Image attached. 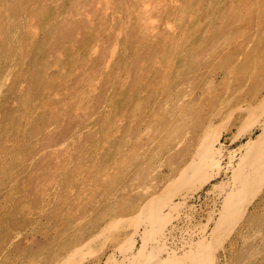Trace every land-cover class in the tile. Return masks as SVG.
Wrapping results in <instances>:
<instances>
[{
    "label": "rangeland",
    "instance_id": "374dc122",
    "mask_svg": "<svg viewBox=\"0 0 264 264\" xmlns=\"http://www.w3.org/2000/svg\"><path fill=\"white\" fill-rule=\"evenodd\" d=\"M7 1L8 4L6 3ZM3 2H5V6ZM14 2L20 4V6L15 4ZM31 2H34V4H32ZM28 3L29 4L27 5L26 0H16L13 1V3L12 0H2V2L0 1V56L2 57H0V65H2L0 66V116L2 117H0V162L1 166L3 167H0V264H55L60 260L61 264H264V103L262 104L264 98L263 100L261 99L262 97H264V37H262L264 36V24H262L264 22V0H38V2L36 0H31ZM52 3H58L59 5L56 4L57 6H53ZM250 3H253L252 6ZM10 4V7L7 6ZM119 4L121 5L119 6ZM15 5L17 6L14 7V10L12 11V6ZM62 5H64V7ZM54 7L56 11L54 10L53 12ZM185 7L187 8L186 10ZM22 8H25L26 12L24 11V9L21 10L24 12H21L20 9ZM30 8H32V10ZM36 8L38 11L36 10ZM15 9L17 11H15ZM5 10L7 11V13L9 12L10 14H12V16L9 15V21L1 17L2 13ZM48 11L49 14H44L48 13ZM30 12H33L34 15L32 14V16ZM37 12L40 13L38 14ZM53 14L55 15V18ZM14 15L19 19H16ZM167 16H169L168 19ZM141 17L148 19L150 22L149 25L142 24L140 21ZM182 19L184 20L182 21ZM14 22L16 24H13ZM178 22H180L181 24ZM231 24L233 25L231 26ZM32 25H37L39 31L35 32ZM179 25L180 27H178ZM234 25L236 28H234ZM198 27L199 29H197ZM25 28H28L26 30L27 32L25 31ZM31 28H33V30H31ZM126 28L128 30H126ZM172 28L174 30H172ZM200 28L204 31H201ZM11 29H18L19 32L17 30H14V32ZM54 29L57 32H55ZM62 29H65V31L67 30L66 33L68 35ZM182 31L185 32L186 35ZM236 32H238L239 34H237ZM10 33L12 35H10ZM29 33L32 34L29 35ZM57 33L58 35H56ZM91 33L93 35H91ZM6 34L8 35V37ZM166 34H168L167 37ZM170 34H172L174 37ZM21 35L22 38L24 36L23 39L20 38ZM29 36L31 37L29 38ZM170 36H172V38ZM36 37L39 39H37ZM89 37H91L90 41ZM180 37H182V39ZM27 38L30 42L28 44ZM166 38H168L171 43H169L168 40H165ZM16 39L18 41L20 40L22 43H20V41L18 42ZM178 39H181V42L179 41L180 44L178 43V41H176ZM33 40L36 41V43H34V45H36L35 47L33 45ZM192 40L196 42L199 40V42L196 43ZM256 40L258 41L256 42ZM163 41H165L164 44ZM2 43L4 44L1 45ZM41 43L42 46L40 45ZM55 43L57 46L55 45ZM149 43L151 47L149 48L151 50L147 48ZM192 43H196V45L194 46ZM258 43L260 45H258ZM14 45H16V47ZM19 45L21 47V54ZM27 45L29 48L27 47ZM162 45H165V47L163 48ZM177 45H179V47ZM253 45H256L257 47ZM2 46L4 48H2ZM65 46H69L68 48L70 50L67 47L65 48ZM189 46L192 47L189 48ZM152 47L154 48V50ZM163 49H165V52ZM37 50H39V52ZM43 50H45V52ZM91 50H93V52L95 53H93ZM176 50L178 51L176 52ZM41 51L43 52L40 53ZM15 53L18 54L16 55ZM235 53L236 55H234ZM171 54H173L175 57ZM4 55L5 57H3ZM163 55H166V57L163 58ZM20 56H22L23 58ZM95 56H98L97 59L94 58ZM206 56H208L209 58ZM147 58L151 59L148 60ZM5 59H8V62ZM130 59L132 60L131 62ZM189 59L191 60V64H189ZM16 60H18V64ZM21 60L22 62H24L25 66H27V63H29L28 66L25 67L24 64H22ZM176 60L178 62H176ZM165 61H171V65H173L171 66L169 64L168 67L167 64L169 62H167L166 64ZM37 62L38 65L36 64ZM163 62L166 65L163 64ZM161 64H163L164 66ZM143 65L146 67V69ZM5 66L6 70H3L5 69ZM20 66L21 68L24 66L22 68V72ZM165 66L168 70L166 68L164 69ZM17 67L19 68L17 69ZM147 67H149L150 69ZM9 68H11V70H9ZM24 68L31 69H28V72L27 69L25 70ZM16 69L17 71H15ZM106 69L108 72H110L111 75L108 74ZM153 69L155 70L153 71ZM171 69L174 70L172 71ZM162 70L164 72H162ZM165 70L171 72V74L169 72H166ZM185 70L187 71L185 72ZM220 70H223L224 72ZM5 71L9 74V76L7 77L9 80L10 75L11 78H13L11 79L12 82L2 76V74L4 75V73H6ZM16 72L20 74L18 75ZM30 72L32 75L30 74ZM229 72L231 73V75H233L231 76L230 74H228ZM82 73L84 75H82ZM148 73H152V75ZM163 73L165 76L163 75ZM142 74L145 75V77ZM167 74L169 77L166 76ZM172 74H174L176 78ZM150 75L152 76V78ZM161 75L163 76V78L160 77ZM14 76H17V79L14 78ZM21 76L22 79H20ZM164 77H168V79L166 78L165 80ZM230 77L231 79L229 80L228 78ZM84 78L88 79V83H90V85H85L87 87L82 90L81 88ZM108 79L111 83L107 82ZM149 79L152 80V82ZM22 80L25 81L23 82ZM15 81H17L18 84ZM31 81H33L34 83H31ZM156 81L158 84L156 83ZM158 81L160 82L161 86L159 85ZM161 82L165 83L163 84ZM9 83L14 88L11 89L12 86H10ZM38 83L39 85H37ZM41 83L46 88L48 86L49 89H44ZM15 84L17 85L15 86ZM136 84L138 86H136ZM200 86L201 88H199ZM26 87H28L29 89H26ZM7 88L8 90H6ZM188 88L191 90V95L187 96L186 100L184 99V103L180 102L182 104H176L175 101L177 100V98H179L177 97V95H183L185 93V90H187ZM21 89L27 92H22ZM144 89L146 90L145 92ZM1 90L4 91V93L1 92ZM39 90H41V92L45 94L42 95ZM10 91H12L13 93ZM82 91L86 93L85 95L87 98L82 97ZM114 91H118V95ZM135 91L137 92V94ZM20 92L22 93L19 95ZM57 92H60V94L63 95L60 96V94H57ZM76 92L78 93L77 95ZM138 92H142L143 94H140ZM1 93L2 95L5 94V97L1 96ZM172 93H174V96L172 95ZM225 93L227 94L225 95ZM40 95H42L43 97H40ZM61 97L62 99H60ZM44 98H46V101ZM54 98H57L58 101H56L57 99L54 100ZM113 98L115 99V102L114 100H112ZM19 99L24 100H22L21 102L23 104L26 103L25 106H21V102ZM48 99L49 101L47 102ZM166 99L168 102L167 104H165ZM38 100L41 101L40 103H42V101H44L46 104L48 103L47 106L43 102L44 106L42 105L41 108V105L39 103H36L39 102ZM227 100L229 101L226 104L225 101ZM260 100L261 102H259ZM210 101L212 103H210ZM147 103H149L150 106H147ZM32 104L34 105L33 108L37 106V108L39 107L40 109H33ZM204 105L207 106L206 109V106ZM27 106H29L31 109H28ZM140 106L142 107L140 108ZM145 106L148 108H146ZM180 106L182 107L180 108ZM149 107H151L152 109ZM219 107H221L223 111ZM144 109H147V112L145 111V116L147 118L143 114ZM171 109H173L174 111ZM39 110L41 112L40 114L38 113ZM160 110L162 113H166L167 111V114L160 113ZM209 110L211 112H209ZM6 112L8 114H6ZM34 112L38 113L36 114V116L38 115L37 117H34ZM221 112L226 116L224 114L222 116ZM94 113L96 115H94ZM159 113L162 114L163 117L162 115L160 116ZM19 114H22L23 118L20 117ZM28 114H31V116L26 120V118L29 116ZM100 114L104 116L103 121L101 120L103 117ZM184 114H186V116ZM217 114H219L218 117ZM15 115L18 117H16ZM208 115L210 116V118ZM90 116L92 120H90ZM159 116L161 117V119H158ZM108 117L112 118L114 122L115 119H117L115 125H113L114 122ZM24 118L25 120H23ZM87 118H89L88 121ZM181 118L182 121H180ZM226 118L230 120H227ZM21 119L22 121H20ZM134 119H136V122ZM162 119L163 121H161ZM130 120H133L131 121L132 124ZM6 121L8 122L6 123ZM15 121L19 123L17 124L19 126L18 128L17 125L16 128H11V133L10 127H15ZM22 122L25 124L23 125ZM152 123L157 124L156 127H158L156 128V131L152 130L155 128L154 124ZM159 123L160 125H162L163 123L164 124L160 126ZM224 123H227L226 127ZM31 125L34 126L32 127ZM111 125H113L114 127ZM129 125L132 126L131 129L130 127H128ZM41 126L43 127L41 128ZM148 126L150 128H148ZM177 126L180 130L176 129L178 128ZM136 127L139 130H135ZM99 128H101L102 132L106 131L104 135ZM110 128L112 129V131L110 130ZM140 128H142L143 130H141ZM23 129L25 130V132H23ZM145 129H149L150 131H152L151 133L153 136L151 139V143H153L152 145L151 143H149V146L151 147H149L148 145L145 146V143L143 142L144 140H138L141 139L139 135H141ZM13 131L15 133H13ZM31 131L33 132V134L31 133ZM160 131H163V133H161ZM188 131L191 134H188ZM243 131L246 132L244 133ZM100 132L102 133L101 136L99 134ZM108 132L109 135L112 133L114 135H110L109 137V135L107 134ZM181 133L184 138H187V140H185L183 144H180V147V145L177 144V141L179 139V136L180 138L182 137L180 135ZM184 133L187 134L188 137L184 135ZM197 133L198 135H196ZM207 133L212 134V136L210 134L209 135L211 137H214L213 146L216 153H220L221 167L218 172H216L209 178V181L205 185H203L196 192L192 194L190 193L191 196L187 198H181L179 197V194L181 192H186L185 190H188L189 188H195L194 186L197 187L198 183L205 179H203V177L206 176L201 175H203L207 171V169H205L207 168V166L203 168L204 170L200 171L201 174L198 172V175L195 171H191L190 168L187 169L189 176L192 174V176H190V181L186 182L187 184L184 183L182 185H178L173 183L169 187L165 186V184H168V182L173 181L175 178L177 179L176 176H178L177 174H179L178 170L180 169L179 171H181V169L185 168L187 164H189V162L192 160V158L197 155V147H199L202 138H204ZM219 133H221V135L218 138L217 136ZM116 134L120 137H118ZM165 134L167 138L164 137ZM171 134L173 136L176 135V138L172 137ZM168 135L169 137H171L169 138ZM235 135H238L237 138L234 137ZM104 136H106L107 138H104ZM129 136L131 139L129 138ZM210 136H207L208 139L211 138ZM154 137L155 139H157L156 141L154 140ZM50 138H52L56 143L60 142L61 145L63 144V147H61V149L63 148V150L57 152L55 151L54 153L49 151L48 147L50 145ZM96 138H99V141L98 139L96 140ZM69 139L72 140L69 142ZM105 139L109 140L104 141ZM193 139L196 140L194 141ZM158 140L161 141H159L158 143ZM8 141H10L11 143ZM90 141L93 146L91 144L90 145L92 147H95V149L89 145ZM94 142H96L98 145L96 144L95 146ZM3 143L5 144V146ZM71 143L73 148L70 147ZM177 145L179 146V148ZM118 146H122L123 148L120 147V149L123 150H120ZM136 146H140V148H135ZM4 147L7 148V151H5L6 149ZM12 147H15V149H13ZM111 147L113 150L110 149ZM189 147L191 149H189ZM8 148L10 150H13L12 152H14L16 155L13 153L10 154L9 152L11 151L8 150ZM98 148L100 150H98ZM152 150H155V152L153 153ZM156 150L159 154H161L159 155L158 153H156ZM159 150H161V152ZM3 151L6 152L8 156L7 154L4 155ZM99 151H101V153ZM119 151H123V153ZM126 152L130 154H128L130 158L127 157L128 155H126ZM99 153L103 154L101 156L99 155L100 158L103 156L102 159H99ZM132 153L135 157L132 155ZM173 153L176 155L174 156ZM143 154L145 155V158ZM257 154L259 157L257 156ZM9 155H12V157ZM138 155H141V158H139ZM151 155L153 158L156 155L158 156H156L157 158L155 157L156 159H153ZM181 155L183 156V158ZM117 156L121 158L119 159ZM56 157L58 160H63V165L66 168L57 167V161H55ZM250 157L252 158L250 159ZM7 159V163H9V165L5 164V161H7ZM116 159L118 161H116ZM132 159L133 161H131ZM169 159H171L172 161H170ZM3 160L4 162H2ZM160 161L163 162L161 163ZM254 161L255 164H260V168L257 172H255L253 169V165H255ZM106 162L108 163L106 164ZM113 162L114 164L115 162L117 163L113 165ZM155 162L161 164L156 165ZM185 162L188 163L186 164ZM4 164L7 168L3 166ZM40 164L44 165V170H42V172L39 171ZM96 164L97 168L95 166ZM108 164L111 166H109ZM126 164L127 166L129 164L132 165L128 166V169H126ZM153 164L156 166H154ZM245 164H248V167ZM103 165H106V168ZM107 165L109 167H107ZM112 165L114 166V168H112ZM135 165H138V168L141 167V170H146L148 168L149 169L146 171H141L140 169H138L140 171L136 172L135 170H137V167H135V169ZM143 165H145L144 168ZM118 167H120L121 171L120 169H118ZM131 167L133 168V170ZM107 168L108 171L111 169L112 172L111 170L108 172ZM99 169L102 170L101 175L99 174L101 172H99ZM129 169L131 170V172ZM251 169H253L252 172ZM2 170L4 171V173ZM64 170L65 172H63ZM115 170H117V173ZM126 170L127 172H129L126 173L128 175L125 174ZM85 171H87V173ZM105 172L107 174H105ZM64 173H66V176L64 175ZM156 174H159V176L156 177ZM193 174H195V176ZM244 174L247 175V179L244 178ZM63 175L64 177H62ZM243 175L244 177H242ZM96 176L98 177V179ZM108 176L109 178H107ZM83 177H88V180L84 179ZM121 177L123 179H120ZM141 177L144 178L142 179ZM196 177V180H202L196 181ZM154 178L155 180L158 179V182L154 181ZM240 178L242 180L246 179V185H244L242 189H236L237 191L231 195L234 188L241 184ZM25 180L26 183L24 185ZM80 180H82V182ZM100 180L102 183L100 182ZM108 182L112 183L109 184ZM79 183L84 184L82 185ZM97 183H99V185ZM119 183L120 185L117 186V184ZM95 184H97V186ZM140 184L152 185L151 189L155 185L153 189H158L159 192H162L160 197L150 201L148 199L146 203L143 201H141L140 203V199H145L144 194L135 192V188ZM102 185L105 186V188L102 187ZM129 185L130 188H128ZM190 185H192V187ZM158 186L160 187L158 188ZM110 189L112 191H110ZM86 190H88V194ZM133 191L135 193H133ZM81 193L83 196H85L84 198ZM85 193L87 194V196ZM105 193H107L106 196ZM122 195H125L124 197L126 199ZM129 195L136 197L134 199ZM120 196L123 197L124 201L122 199H119L121 198ZM110 197L111 200L109 199ZM168 197H170V199L172 200L165 203ZM113 199L118 201L116 202ZM104 200L108 202L107 206L110 205L112 208L113 205L117 203L116 205L118 207L114 206L115 209L114 207L111 209L109 206L108 208ZM119 200L121 202H119ZM127 200H129L130 202ZM133 202H135L136 205ZM137 202L140 204L138 205ZM99 203H101V205ZM120 203L122 204L118 205ZM188 204L192 208H190ZM131 205H133L134 208ZM119 206L121 207V209ZM117 209L120 210V212H118ZM102 210L104 211V214L106 213L109 217H111L109 218L106 214L105 216L107 217L101 215L103 214ZM127 210H130V212H132V215H129L131 213ZM180 210L182 212H180ZM20 211L21 213L19 214ZM114 211H117L118 213H115ZM112 213H115L116 215H113ZM88 214L89 216H92L89 217L87 216ZM121 215L129 216L128 218L124 219L123 222L112 221L113 219L111 218H116ZM101 216H103L104 218ZM100 217L101 219H99ZM107 218L111 219L110 223H108L109 220ZM233 218H235L238 222ZM69 220H72L71 223ZM95 220L97 223L95 222ZM100 221H102V225L100 224ZM104 222L106 224H104ZM65 224L68 225V227ZM91 225L93 226V228L97 226L96 229H92V227H90ZM103 225L105 228L103 227ZM107 225H110L111 229L109 228L110 226L108 227ZM118 225L119 228H117ZM70 226L71 230L69 229ZM100 227L103 228L106 232H104ZM168 227H174L172 228V235H170V237L172 238H169L170 241H162L160 242V245L157 244L155 247L151 248H149V246L147 247V245H144L145 241L156 242V240H160L164 230ZM84 228H88L86 229L88 232ZM127 228L137 229L133 238L129 236L127 237ZM89 230L91 232H89ZM110 230H114L115 233L113 231L110 234ZM99 231H103L105 234L103 232L98 233ZM93 234H95L96 236H94ZM87 235H91L93 238H95L91 240L92 237H87ZM3 239H5L6 241ZM87 241L90 243H87ZM113 242H116L117 245ZM81 244H84V247L81 246V250H72L74 247ZM42 245L45 246L42 247ZM118 247L122 248L123 251L119 250ZM8 261L10 263H8Z\"/></svg>",
    "mask_w": 264,
    "mask_h": 264
},
{
    "label": "bare ground",
    "instance_id": "6f19581e",
    "mask_svg": "<svg viewBox=\"0 0 264 264\" xmlns=\"http://www.w3.org/2000/svg\"><path fill=\"white\" fill-rule=\"evenodd\" d=\"M0 1L2 2V0H0ZM3 1H6V0H3ZM13 1H16V0H12V3H13ZM18 1H19V0H18ZM20 1H21V0H20ZM22 1H23V0H22ZM24 1H25V0H24ZM29 1H31V0H29ZM29 1L26 0L27 5L29 4V3H28ZM33 1H34V0H33ZM36 1L38 2V0H36ZM41 1H42V0H41ZM61 1H62V0H61ZM118 1H119V0H118ZM122 1H123V0H122ZM125 1H126V0H125ZM175 1H176V0H175ZM198 1H199V0H198ZM173 2H174V1H173ZM193 2H194V1H193ZM252 2H253V1H252ZM3 3H4V6H5V2H3ZM6 3L8 4V1H7ZM14 3H15V2H14ZM20 3H21V2H20ZM31 3H32V2H31ZM63 3H64V2H63ZM63 3H62V4H63ZM115 3H116V2H115ZM119 3H120V2H119ZM256 3H257V2H256ZM15 4H17V3H15ZM32 4H34V2H33ZM50 4H51V3H50ZM50 4H49V5H50ZM52 4H53V3H52ZM56 4L59 5L58 3H56ZM56 4H53V6H55ZM250 4H251V3H250ZM252 4H253V3H252ZM252 4H251V6H252ZM0 5H1V4H0ZM17 5L20 6V4H17ZM17 5L12 6V8H13L12 11L14 10V7H16ZM21 5H22V4H21ZM39 5H40V4H39ZM42 5H43V4H42ZM57 5H56V6H57ZM116 5H117V4H116ZM120 5H121V4H119V6H120ZM152 5H153V4H152ZM7 6L10 7L11 4H10V5H7ZM53 6H52V7H53ZM62 6L64 7V5H62ZM62 6H60V7H62ZM168 6H169V5H168ZM195 6H196V5H195ZM251 6H250V8H251ZM25 7H26V6H25ZM32 7H33V6H32ZM36 7H37V6H36ZM171 7H172V6H171ZM193 7H194V6H193ZM198 7H199V6H198ZM248 7H249V6H248ZM2 8H4V7H2ZM26 8H27V7H26ZM74 8H75V7H74ZM168 8H169V7H168ZM195 8H197V7H195ZM10 9H11V8H10ZM23 9H24V11H25V8L20 9V11L23 10ZM30 9L32 10V8H30ZM67 9H68V8H67ZM67 9H65V10H67ZM173 9H174V8H173ZM186 9H187V8L185 7V10H186ZM252 9H253V8H252ZM0 10H1V9H0ZM3 10H4V9H3ZM6 10H7V9H6ZM6 10L2 13L1 17H2L3 19H6L7 21H9V19H10V16H9V15L12 16V14H10L9 12H8V13H9V14H8ZM36 10H37V8H36ZM54 10L56 11L55 7H54V9H53V12H54ZM72 10H73V9H72ZM15 11H17V10L15 9ZM24 11H21V12H24ZM37 11H38V10H37ZM45 11H46V10H45ZM247 11H249V10H247ZM250 11H251V9H250ZM256 11H257V10H256ZM25 12H26V11H25ZM27 12H28V10H27ZM46 12H47V11H46ZM58 12H59V11H58ZM58 12H56V13H58ZM61 12H62V11H61ZM252 12H253V11H252ZM16 13H17V12H16ZM37 13H38V12H37ZM37 13H36V16H37ZM39 13H40V12H39ZM39 13H38V14H39ZM166 13H167V12H166ZM0 14H1V13H0ZM28 14H29V13H28ZM28 14H27V15H28ZM30 14L32 15L33 12H32V13L30 12ZM41 14H42V13H41ZM44 14H49V11H48V13H44ZM63 14H64V13H63ZM185 14H186V12H185ZM33 15H34V14H33ZM33 15H32V16H33ZM53 15H54V14H53ZM94 15H95V14H94ZM174 15H175V14H174ZM21 16H22V14H21ZM21 16H20V17H21ZM28 16H29V15H28ZM39 16H40V15H39ZM47 16H48V15H47ZM51 16H52V15H51ZM51 16H50V17H51ZM60 16H61V15H60ZM60 16H58V17H60ZM181 16H182V15H181ZM183 16H184V15H183ZM190 16H191V14H190ZM190 16H189V17H190ZM14 17H15V15H14ZM18 17H19V16H18ZM24 17H25V14H24ZM24 17H23V18H24ZM40 17H41V16H40ZM40 17H39V18H40ZM63 17H64V16H63ZM174 17H176V16H174ZM246 17H247V16H246ZM259 17H260V16H259ZM15 18H16V17H15ZM41 18H42V17H41ZM54 18H55V15H54ZM168 18H169V16H167V19H168ZM182 18H183V17H182ZM185 18H186V17H185ZM250 18H251V14H250ZM16 19H19V18H16ZM33 19H34V18H33ZM33 19H32V20H33ZM50 19H51V18H50ZM67 19H68V18H67ZM171 19H172V17H171ZM176 19H178V18H176ZM189 19H190V18H189ZM199 19H200V18H199ZM21 20H22V19H21ZM27 20H28V19H27ZM179 20H180V19H179ZM183 20H184V19H182V21H183ZM10 21H11V20H10ZM23 21H24V19H23ZM23 21H22V22H23ZM35 21H36V20H35ZM39 21H40V20H39ZM51 21H53V20H51ZM140 21H141V23L144 24V25H149V23H150L149 20L146 19V18H144V17H141V18H140ZM180 21H181V20H180ZM202 21H203V20H202ZM16 22H18V21H16ZM19 22H20V21H19ZM73 22H74V21H73ZM198 22H201V21H198ZM1 23H3V22H1ZM4 23H5V22H4ZM28 23H29V22H28ZM52 23H53V22H52ZM97 23H98V22H97ZM97 23H96V24H97ZM171 23H172V21H171ZM178 23H180V22H178ZM185 23H186V22H185ZM219 23H220V22H219ZM10 24H11V23H10ZM10 24H9V25H10ZM13 24H16V23L14 22ZM29 24H30V23H29ZM50 24H51V23H50ZM167 24H168V23H167ZM180 24H181V23H180ZM262 24H264V22H263ZM0 25H1V24H0ZM11 25H12V24H11ZM23 25H24V23H23ZM30 25H31V24H30ZM39 25H40V24H39ZM69 25H70V23H69ZM199 25H200V24H199ZM206 25H207V24H206ZM211 25H212V24H211ZM219 25H220V24H219ZM219 25H218V26H219ZM232 25H233V24H231V26H232ZM7 26H8V25H7ZM15 26H16V25H15ZM15 26H14V28H15ZM21 26H22V25H21ZM59 26H60V25H59ZM83 26H84V24H83ZM96 26H97V25H96ZM169 26H170V25H169ZM1 27H3V26H1ZM5 27H6V26H5ZM12 27H13V26H12ZM12 27H11V28H12ZM32 27H34L35 32H38V31H39V28H38L37 25H32ZM76 27H77V26H76ZM175 27H176V26H175ZM178 27H180V25H179ZM209 27H210V26H209ZM16 28H18V27H16ZM206 28H207V27H206ZM206 28H205V29H206ZM234 28H236L235 25H234ZM263 28H264V27H263ZM19 29H20V28H19ZM27 29H28V28H27ZM27 29L25 28V31H26ZM60 29H61V28H60ZM197 29H199V27H198ZM200 29H201V28H200ZM202 29H203V27H202ZM202 29H201V31H204V30H202ZM216 29H217V28H216ZM7 30H8V29H7ZM11 30H12V29H11ZM14 30H17V31H18V29H13L12 31H14ZM21 30H22V29H21ZM21 30H20V31H21ZM31 30H33V28H31ZM54 30H55V29H54ZM62 30L65 31V29H62ZM90 30H91V29H90ZM96 30H97V29H96ZM126 30H128V29L126 28ZM172 30H174V29L172 28ZM178 30H179V28H178ZM232 30H233V29H232ZM237 30H238V29H237ZM17 31H16V32H17ZM43 31H44V30H43ZM52 31H53V30H52ZM141 31H142V30H141ZM176 31H177V30H176ZM199 31H200V30H199ZM233 31H234V30H233ZM235 31H236V30H235ZM0 32H1V31H0ZM14 32H15V31H14ZM18 32H19V31H18ZM18 32H17V33H18ZM26 32H27V31H26ZM28 32H29V30H28ZM44 32H45V31H44ZM44 32H43V35H44ZM50 32H51V30H50ZM55 32H57V31L55 30ZM66 32H67V30L65 31V33H66ZM91 32H92V31H91ZM164 32H167V31H164ZM182 32H183V31H182ZM210 32H211V31H210ZM8 33H9V31H8ZM46 33H47V32H46ZM59 33H61V32H59ZM68 33H70V32H68ZM162 33H163V32H162ZM183 33L185 34V32H183ZM196 33H197V32H196ZM200 33H201V32H200ZM217 33H218V32H217ZM236 33L239 34L238 32H236ZM19 34H20V33H19ZM22 34H23V33H22ZM26 34H27V33H26ZM31 34H32V33H31ZM31 34L29 33V35H31ZM35 34H36V33H35ZM50 34H51V33H50ZM52 34H53V33H52ZM66 34H67V33H66ZM93 34H94V32H93ZM93 34L91 33V35H93ZM172 34H173V33H172ZM172 34H170V35H172ZM175 34H176V33H175ZM209 34H210V33H209ZM215 34H216V33H215ZM259 34H260V33H259ZM261 34H262V33H261ZM1 35H3V34H1ZM6 35H7V34H6ZM10 35H12V34L10 33ZM14 35H15V34H14ZM24 35H25V34H24ZM36 35H37V34H36ZM56 35H58V33H57ZM60 35H61V34H60ZM67 35H68V34H67ZM162 35H164V34H162ZM167 35H168V34H166V37H167ZM173 35H174V34H173ZM173 35H172V36H173ZM181 35H182V34H181ZM185 35H186V34H185ZM198 35H199V34H198ZM4 36H5V35H4ZM18 36H19V35H18ZM70 36H72V35H70ZM94 36H95V35H94ZM101 36H102V35H101ZM158 36H159V35H158ZM172 36H170V37L172 38ZM183 36H184V35H183ZM203 36H204V34H203ZM213 36H214V35H213ZM253 36H254V35H253ZM7 37H8V35H7ZM30 37H31V36H29V38H30ZM50 37H51V36H50ZM61 37H62V36H61ZM64 37H65V35H64ZM91 37H92V36H91ZM91 37H89V41L91 40V39H90ZM136 37H137V36H136ZM136 37H135V38H136ZM160 37H161V35H160ZM162 37H163V36H162ZM168 37H169V36H168ZM173 37H174V36H173ZM207 37H208V36H207ZM233 37H234V36H233ZM262 37H264V36H262ZM2 38H3V37H2ZM20 38H22V35H21ZM23 38H24V36H23ZM23 38H22V39H23ZM36 38H37V37H36ZM180 38L182 39V37H180ZM200 38H201V36H200ZM200 38H198V39H200ZM205 38H206V37H205ZM37 39H39V38H37ZM55 39H56V38H55ZM163 39H164V38H163ZM181 39H180V40L178 39V40H176V41H178V43H179V41L181 42ZM258 39H259V38H258ZM2 40H3V39H2ZM4 40H5V38H4ZM7 40H8V39H7ZM16 40H17V39H16ZM27 40H28V38H27ZM27 40H26V41H27ZM44 40H45V39H44ZM58 40H59V39H58ZM165 40H168V38H166ZM173 40H174V39H173ZM204 40H205V39H204ZM262 40H263V39H262ZM17 41H18V40H17ZM19 41H20V40H19ZM19 41H18V42H19ZM31 41H32V39H31ZM33 41H34V40H33ZM146 41H147V40H146ZM146 41H144V42H146ZM160 41H161V39H160ZM192 41H193V40H192ZM257 41H258V40H256V42H257ZM8 42H9V41H8ZM10 42H12V41H10ZM37 42H38V41H37ZM44 42H46V41H44ZM44 42H43V43H44ZM49 42H50V41H49ZM137 42H138V41H137ZM151 42H152V41H151ZM164 42H165V41H163V44H164ZM168 42L171 43L169 40H168ZM193 42H196V41H193ZM197 42H199V40H198ZM197 42H196V43H197ZM203 42H204V41H203ZM206 42H207V41H206ZM20 43H22V42L20 41ZM28 43H30L29 40L27 41V44H28ZM34 43H36V41L33 42V45H34ZM155 43H156V42H155ZM172 43H173V41H172ZM196 43H195V44L192 43V44L195 46ZM3 44H4V43H2L1 45H3ZM25 44H26V43H25ZM152 44H153V43H152ZM152 44H151V45H152ZM175 44H176V43H175ZM179 44H180V43H179ZM8 45H9V44H8ZM33 45H32V46H33ZM40 45L42 46V43H41ZM55 45H56V43H55ZM154 45H155V44H154ZM230 45H231V44H230ZM235 45H236V44H235ZM251 45H252V44H251ZM258 45H260V44L258 43ZM14 46L16 47V45H14ZM23 46H24V45H23ZM29 46H30V45H29ZM35 46H36V45H34V47H35ZM56 46H57V45H56ZM58 46H59V45H58ZM146 46H147V45H146ZM146 46H145V47H146ZM170 46H171V44H170ZM177 46L179 47V45H177ZM182 46H183V45H182ZM200 46H201V45H200ZM253 46H256V45H253ZM4 47H5V45H4ZM4 47L2 46V48H4ZM7 47H9V46H7ZM11 47H12V46H11ZM17 47H18V46H17ZM25 47H26V46H25ZM27 47H28V45H27ZM27 47H26V48H27ZM37 47H38V46H37ZM66 47H67V46H65V48H66ZM68 47H69V46H68ZM68 47H67V48H68ZM149 47H150V43H149V45H148L147 48H149ZM153 47H155V46H153ZM153 47H152V48H153ZM162 47L164 48L165 45H162ZM191 47H192V46H191ZM191 47L189 46V48H191ZM256 47H257V46H256ZM28 48H29V47H28ZM44 48H45V47H44ZM44 48H43V49H44ZM150 48H151V47H150ZM150 48H149V50H151ZM157 48H158V47H157ZM198 48H199V47H198ZM201 48H202V47H201ZM222 48H223V47H222ZM230 48H231V47H230ZM233 48H234V47H233ZM259 48H260V46H259ZM17 49H18V48H17ZM22 49H23V48H22ZM38 49H39V48H38ZM41 49H42V48H41ZM41 49H40V50H41ZM68 49H69V48H68ZM92 49H93V47H92ZM144 49H145V48H144ZM170 49H171V48H170ZM256 49H257V48H256ZM8 50H9V49H8ZM19 50H20V54H21V47H20V45H19ZM29 50H30V49H29ZM32 50H33V49H32ZM69 50H70V49H69ZM147 50H148V49H147ZM153 50H154V48H153ZM155 50H156V49H155ZM163 50H164V52H165V49H163ZM168 50H169V49H168ZM190 50H191V49H190ZM3 51H4V50H3ZM5 51H6V50H5ZM17 51H18V50H17ZM17 51H16V52H17ZM35 51H36V50H35ZM37 51L39 52V50H37ZM43 51L45 52V50H43ZM43 51H41L40 53H42ZM63 51H64V50H63ZM91 51L93 52V50H91ZM145 51H146V50H145ZM145 51H144V52H145ZM177 51H178V50H176V52H177ZM183 51H184V50H183ZM213 51H214V50H213ZM251 51H253V50H251ZM10 52H11V51H10ZM23 52H24V51H23ZM49 52H50V51H49ZM49 52H48V53H49ZM146 52H147V51H146ZM146 52H145V53H146ZM152 52H153V51H152ZM189 52H190V51H189ZM191 52H193V51H191ZM255 52H257V51H255ZM3 53H4V52H3ZM3 53H2V55H3ZM13 53H14V52H13ZM24 53H25V52H24ZM36 53H37V52H36ZM90 53H91V52H90ZM93 53H95V52H93ZM154 53H155V51H154ZM166 53H167V52H166ZM183 53H184V52H183ZM261 53H262V51H261ZM7 54H8V53H7ZM10 54H11V53H10ZM15 54H16V53H15ZM17 54H18V53H17ZM17 54H16V55H17ZM26 54H27V53H26ZM133 54H134V53H133ZM150 54H151V53H150ZM152 54H153V53H152ZM175 54H177V53H175ZM244 54H246V53H244ZM252 54H253V53H252ZM16 55H15V56H16ZM22 55H23V53H22ZM27 55H28V54H27ZM33 55H34V54H33ZM33 55H32V56H33ZM44 55H45V54H44ZM47 55H48V54H47ZM96 55H97V54H96ZM142 55H143V54H142ZM171 55H173V54H171ZM171 55H170V56H171ZM188 55H189V53H188ZM213 55H214V52H213ZM213 55H212V57H213ZM234 55H236V53H235ZM234 55H232V56H234ZM239 55H242V54H239ZM254 55H255V54H254ZM13 56H14V55H13ZM41 56H43V55H41ZM130 56H131V54H130ZM144 56H145V54H144ZM150 56H151V55H150ZM150 56H149V57H150ZM153 56H154V55H153ZM153 56H152V57H153ZM155 56H156V55H155ZM163 56H164L163 58L166 57V55H163ZM173 56H174V55H173ZM190 56H191V54H190ZM232 56H231V57H232ZM255 56H256V55H255ZM260 56H261V55H260ZM0 57H1V56H0ZM3 57H5V55H4ZM16 57H17V56H16ZM16 57H15V58H16ZM20 57H22V56H20ZM27 57H28V56H27ZM29 57H30V55H29ZM92 57H93V56H92ZM97 57H98V56H97ZM97 57L95 56L94 58L97 59ZM132 57H134V56H132ZM152 57H151V58H152ZM174 57H175V56H174ZM183 57H184V56H183ZM186 57H187V56H186ZM206 57H208V56H206ZM206 57H205V58H206ZM1 58H2V57H1ZM6 58H7V57H6ZM10 58H11V57H10ZM13 58H14V57H13ZM18 58H19V57H18ZM22 58H23V57H22ZM34 58H35V57H34ZM39 58H41V57H39ZM44 58H45V57H44ZM94 58H93V59H94ZM144 58H145V57H144ZM151 58H150V59H151ZM169 58H170V57H169ZM171 58H172V57H171ZM208 58H209V57H208ZM208 58H207V60H208ZM250 58H251V57H250ZM255 58H256V57H255ZM19 59H20V58H19ZM19 59H18V60H19ZM27 59H28V58H27ZM27 59H26V60H27ZM30 59H31V58H30ZM32 59H33V58H32ZM36 59H37V57H36ZM36 59H35V60H36ZM119 59H120V58H119ZM126 59H127V58H126ZM131 59H132V58H131ZM131 59H130V62L132 61ZM147 59H148V58H147ZM150 59H148V60H150ZM159 59H160V58H159ZM161 59H162V58H161ZM172 59H173V58H172ZM5 60L8 62V59H5ZM9 60H10V59H9ZM12 60H13V59H12ZM12 60H11V61H12ZM18 60H16V61H17V64H18ZM55 60H56V59H55ZM91 60H92V58H91ZM108 60H109V59H108ZM110 60H111V59H110ZM121 60H122V59H121ZM144 60H145V59H144ZM170 60H171V59H170ZM189 60H190V59H189ZM191 60H192V58H191ZM191 60H190V63H189V64H191ZM196 60H197V59H196ZM236 60H238V59H236ZM31 61H32V60H31ZM94 61H95V60H94ZM145 61H146V60H145ZM163 61H164V60H163ZM2 62H3V61H2ZM14 62H15V61H14ZM21 62H22V60H21ZM21 62H20V63H21ZM40 62H41V60H40ZM139 62H140V61H139ZM146 62H147V61H146ZM158 62H159V60H158ZM165 62H166V64H167V62H169V63L167 64L168 67H169V64L171 65V61H165ZM176 62H178V61L176 60ZM185 62H186V60H185ZM237 62H238V61H237ZM253 62H254V61H253ZM0 63H1V62H0ZM4 63H5V62H4ZM15 63H16V62H15ZM25 63H26V62H25ZM160 63H161V62H160ZM22 64H24V62H22ZM28 64H29V63H27V66H28ZM36 64L38 65V62H37ZM39 64H40V63H39ZM41 64H42V63H41ZM50 64H51V63H50ZM158 64H159V63H158ZM163 64H165V63L163 62ZM163 64H161V65H163ZM166 64H165V65H166ZM180 64H181V63H180ZM182 64H183V63H182ZM195 64H196V63H195ZM195 64H194V65H195ZM9 65H10V64H9ZM12 65H13V63H12ZM20 65H21V64H20ZM31 65H32V64H31ZM43 65H45V64H43ZM43 65H42V66H43ZM61 65H64V64H61ZM172 65H173V64H172ZM172 65H171V66H172ZM194 65H193V66H194ZM239 65H240V64H239ZM0 66H2V65H0ZM14 66H15V64H14ZM14 66H13V67H14ZM17 66H18V65H17ZM24 66H25V64H24ZM24 66H23V67H24ZM27 66H25V67H27ZM35 66H36V65H35ZM96 66H97V65H96ZM143 66H144V65H143ZM146 66H147V63H146ZM149 66H150V65H149ZM157 66H158V65H157ZM163 66H164V65H163ZM174 66H175V65H174ZM174 66H173V67H174ZM185 66H186V64H185ZM224 66H225V65H224ZM7 67H8V66H7ZM23 67H22V68H23ZM29 67H30V65H29ZM33 67H34V64H33ZM37 67H38V66H37ZM45 67H46V66H45ZM94 67H95V66H94ZM104 67H105V65H104ZM138 67H139V66H138ZM141 67H142V64H141ZM144 67H145V66H144ZM194 67H195V66H194ZM4 68H5V69H3V68H2V69H3V70H6V66H5ZM14 68H15V67H14ZM18 68H19V67H17V69H18ZM20 68H21V66H20ZM22 68H21V69H22ZM41 68H43V67H41ZM41 68H40V69H41ZM147 68H149V67H147ZM156 68H157V67H156ZM165 68H166V66L164 67V69H165ZM184 68H185V67H184ZM222 68H223V67H222ZM0 69H1V68H0ZM17 69H16L15 71H17ZM24 69H25V68H24ZM26 69H27V68H26ZM26 69H25V70H26ZM28 69H31V68H28ZM28 69H27V71H28ZM35 69H36V68H35ZM61 69H62V68H61ZM136 69H137V66H136ZM136 69H135V70H136ZM138 69H139V68H138ZM145 69H146V67H145ZM149 69H150V68H149ZM160 69H162V68H160ZM166 69H167V68H166ZM9 70H11V68H9ZM9 70H8V71H9ZM52 70H53V69H52ZM65 70H66V69H65ZM65 70H64V71H65ZM133 70H134V69H133ZM142 70H143V68H142ZM154 70H155V69H153V71H154ZM156 70H157V69H156ZM158 70H159V68H158ZM167 70H168V69H167ZM171 70H172V69H171ZM173 70H174V69H173ZM173 70H172V71H173ZM226 70H227V69H226ZM241 70H242V69H241ZM22 71H23V69L21 70V72H22ZM30 71H31V70H30ZM68 71H69V70H68ZM68 71H67V72H68ZM106 71H107V69H106ZM140 71H141V70H140ZM153 71H152V72H153ZM165 71H166V70H165ZM169 71H170V69H169ZM169 71H166V72H169ZM186 71H187V70H185V72H186ZM220 71H223V70H220ZM229 71H230V70H229ZM244 71H245V69H244ZM5 72H6V71H5ZM12 72H13V71H12ZM19 72H20V71H19ZM24 72H26V71H24ZM24 72H23V73H24ZM28 72H29V71H28ZM62 72H63V71H62ZM84 72H85V71H84ZM107 72H108V71H107ZM111 72H112V71H111ZM135 72H136V71H135ZM135 72H133V73H135ZM137 72H138V71H137ZM144 72H145V71H144ZM162 72H164V71L162 70ZM179 72H180V71H179ZM179 72H178V73H179ZM223 72H224V71H223ZM225 72H226V71H225ZM227 72H228V71H227ZM230 72H231V71H230ZM230 72H229L228 74L231 75ZM10 73H11V72H10ZM13 73H14V72H13ZM16 73H17V72H16ZM35 73H38V72H35ZM52 73H53V72H52ZM169 73L171 74V72H169ZM182 73H183V71H182ZM17 74H18V73H17ZM19 74H20V73H19ZM19 74H18V75H19ZM30 74H31V72H30ZM108 74H110V72H108ZM108 74H107V76H108ZM114 74H115V73H114ZM119 74H120V73H119ZM148 74H151V75H152V73H148ZM241 74H242V73H241ZM257 74H258V72H257ZM13 75H14V74H13ZM15 75H16V74H15ZM18 75H17V76H18ZM25 75H27V74H25ZM31 75H32V74H31ZM35 75H36V74H35ZM82 75H84V74L82 73ZM110 75H111V74H110ZM115 75H116V74H115ZM128 75H129V74H128ZM130 75H131V74H130ZM137 75H138V74H137ZM142 75H143V74H142ZM151 75H150V76H151ZM163 75H164V73H163ZM172 75L174 76V74H172ZM183 75H184V74H183ZM232 75H233V74H232ZM232 75H231V76H232ZM2 76H3L4 78H7V77L9 76V74L6 72V73H4V75L2 74ZM17 76H16V77H17ZM47 76H48V75H47ZM143 76L145 77V75H143ZM148 76H149V75H148ZM148 76H147V78H148ZM164 76H165V75H164ZM166 76H168V74H167ZM177 76H178V75H177ZM201 76H202V75H201ZM226 76H227V75H226ZM12 77H13V76H12ZM16 77L14 76V78H16ZM28 77H29V76H28ZM28 77H27V78H28ZM30 77H31V76H30ZM105 77H106V76H105ZM105 77H104V78H105ZM121 77H122V76H121ZM140 77H141V76H140ZM156 77H157V76H156ZM156 77H155V78H156ZM160 77L163 78L162 75H161ZM168 77H169V76H168ZM168 77H166V78L168 79ZM174 77H175V76H174ZM181 77H182V76H181ZM181 77H180V79H181ZM203 77H204V75H203ZM228 77H229V76H228ZM233 77H234V76H233ZM24 78H25V77H24ZM27 78H26V79H27ZM33 78H34V77H33ZM102 78H103V77H102ZM106 78H107V77H106ZM109 78H111V77H109ZM130 78H131V77H130ZM151 78H152V76H151ZM164 78H165V77H164ZM166 78H165V80H166ZM175 78H176V77H175ZM177 78H178V77H177ZM184 78H185V77H184ZM2 79H3V78H2ZM7 79H8V78H7ZM11 79H13V78H11V75H10V80H9V79H8V80H9L10 82H12ZM16 79H17V78H16ZM20 79H22V76H21ZM29 79H30V78H29ZM98 79H99V78H98ZM112 79H113V76H112ZM132 79H133V78H132ZM140 79H141V78H140ZM153 79H154V78H153ZM159 79H160V78H159ZM228 79L230 80L231 77L228 78ZM235 79H236V78H235ZM149 80H150V79H149ZM163 80H164V79H163ZM173 80H174V79H173ZM176 80H177V79H176ZM200 80H201V79H200ZM202 80H205V79H202ZM0 81H1V80H0ZM9 81H8V82H9ZM22 81H23V80H22ZM24 81H25V80H24ZM24 81H23V82H24ZM29 81H30V80H29ZM100 81H101V80H100ZM103 81H104V80H103ZM150 81L152 82V80H150ZM171 81H172V80H171ZM226 81H227V80H226ZM236 81H237V80H236ZM15 82L18 84L17 81H15ZM32 82H33V81H31V83H32ZM38 82H39V81H38ZM46 82H47V81H46ZM107 82H110L109 79H108ZM154 82H155V81H154ZM158 82H159V81H158ZM165 82H166V81H165ZM165 82H164V83H165ZM173 82H174V81H173ZM190 82H191V81H190ZM229 82H233V81H229ZM5 83H6V82H5ZM33 83H34V82H33ZM35 83H36V82H35ZM100 83H101V82H100ZM105 83H106V82H105ZM105 83H104V84H105ZM110 83H111V82H110ZM114 83H115V82H114ZM114 83H113V86H114ZM130 83H131V82H130ZM141 83H142V82H141ZM156 83H157V81H156ZM156 83H155V84H156ZM161 83H163V82H161ZM164 83H163V84H164ZM166 83H167V82H166ZM194 83H195V82H194ZM12 84H13V83H12ZM17 84H15V86H16ZM41 84H42V83H41ZM41 84H40V85H41ZM47 84H48V83H47ZM51 84H52V82H51ZM87 84H88V86L90 85V83H88V79H87V78H84V79H83V83H82V88H81V89H82V90L85 89V88L87 87V86H85V85H87ZM118 84H119V83H118ZM134 84H135V83H134ZM157 84H158V83H157ZM172 84H173V83H172ZM174 84H175V83H174ZM185 84H186V83H185ZM198 84H199V83H198ZM231 84H232V83H231ZM237 84H238V83H237ZM9 85H10V83H9ZM37 85H39V83H38ZM42 85H43V84H42ZM42 85H41V86H42ZM45 85H46V84H45ZM66 85H67V84H66ZM159 85H160V82H159ZM186 85H187V84H186ZM186 85H185V86H186ZM200 85H201V84H200ZM228 85H229V84H228ZM235 85H236V83H235ZM0 86H1V83H0ZM10 86H12V85H10ZM27 86H29V85H27ZM31 86H33V85H31ZM104 86H105V85H104ZM120 86H121V85H120ZM122 86H123V85H122ZM133 86H134V85H133ZM136 86H138V85L136 84ZM142 86H144V85H142ZM154 86H155V85H154ZM160 86H161V85H160ZM160 86H158V87H160ZM170 86H171V85H170ZM226 86H227V85H226ZM2 87H3V86H2ZM6 87H7V86H6ZM43 87H44V85H43ZM109 87H111V86H109ZM117 87H118V86H117ZM171 87H172V86H171ZM181 87H182V86H181ZM188 87H189V86H188ZM195 87H196V86H195ZM228 87H229V86H228ZM12 88H14V87L12 86L11 89H12ZM27 88H28V87H26V89H27ZM30 88H31V87H30ZM37 88H39V87H37ZM47 88H48V86H47ZM47 88L44 87V89H47ZM59 88H60V87H59ZM59 88H58V89H59ZM63 88H64V87H63ZM66 88H67V86H66ZM66 88H65V89H66ZM132 88H134V87H132ZM146 88H147V85H146ZM169 88H170V87H169ZM175 88H176V87H175ZM175 88H174V89H175ZM184 88H185V87H184ZM197 88H198V86H197ZM199 88H201V86H200ZM28 89H29V88H28ZM48 89H49V88H48ZM111 89H112V88H111ZM116 89H117V88H116ZM118 89H119V88H118ZM130 89H131V88H130ZM161 89H162V87H161ZM185 89H186V88H185ZM203 89H204V88H203ZM226 89H227V88H226ZM6 90H8V88H7ZM21 90H22V92L25 91V90H23V89H21ZM60 90H62V89H60ZM119 90H120V89H119ZM136 90H137V89H136ZM138 90H139V89H138ZM164 90H165V89H164ZM228 90H229V89H228ZM34 91H35V90H34ZM39 91H40V93H42L41 90H39ZM43 91H45V90H43ZM133 91H134V90H133ZM145 91H146V90L144 89V92H145ZM161 91H162V90H161ZM174 91H175V90H174ZM174 91H173V92H174ZM176 91H177V90H176ZM181 91H183V90H181ZM1 92L4 93V91H2V90H1ZM8 92H9V91H8ZM10 92H12V91H10ZM22 92H20L19 95H20ZM25 92H27V91H25ZM29 92H30V91H29ZM46 92H47V90H46ZM61 92H62V91H61ZM94 92H95V90H94ZM110 92H111V90H110ZM114 92H116V91H114ZM117 92H118V91H117ZM117 92H116V94H117ZM120 92H121V91H120ZM120 92H119V93H120ZM131 92H132V91H131ZM135 92H136V91H135ZM142 92H143V91H142ZM142 92H141V93H142ZM144 92H143V93H144ZM203 92H204V91H203ZM217 92H218V91H217ZM12 93H13V92H12ZM32 93H33V92H32ZM40 93H39V94H40ZM138 93H140V92H138ZM141 93H140V94H141ZM143 93H142V94H143ZM194 93H195V92H194ZM208 93H209V92H208ZM211 93H212V92H211ZM227 93H228V91H227ZM227 93H225V95H226ZM26 94H27V93H26ZM44 94H45V93H42V95H44ZM57 94H60V92H59V93L57 92ZM66 94H67V93H66ZM77 94H78V93L76 92V95H77ZM81 94H82V97H83V98H87L86 95H85V94H86L85 92L82 91ZM83 94H84V96H83ZM136 94H137V92H136ZM173 94H174V93H172V95H173ZM179 94H180V93H179ZM192 94H193V93H192ZM206 94H207V93H206ZM212 94H213V93H212ZM233 94H234V92H233ZM6 95H7V94H6ZM42 95H40V97H43ZM61 95H63V94H60V96H61ZM117 95H118V94H117ZM119 95H121V94H119ZM190 95H191V90L188 88L187 90H185V93H184L183 95H181L182 97L177 95V97H179V98H177V100L175 101L176 104H178V103H180V102H183L184 99L186 100V97H187V96H190ZM1 96H4V97H5V94L2 95V93H1ZM22 96H24V95H22ZM26 96H27V95H26ZM46 96H47V95H46ZM46 96H45V97H46ZM148 96H150V95H148ZM148 96H147V97H148ZM163 96H164V95H163ZM169 96H170V95H169ZM173 96H174V95H173ZM202 96H203V95H202ZM204 96H205V95H204ZM212 96H213V95H212ZM212 96H211V97H212ZM216 96H217V95H216ZM232 96H233V95H232ZM232 96H231V99H232ZM263 96H264V95H263ZM38 97H39V95H38ZM62 97H63V96H62ZM62 97H61L60 99H62ZM111 97H112V96H111ZM119 97H121V96H119ZM211 97H210V98H211ZM214 97H215V96H214ZM214 97H213V98H214ZM217 97H218V96H217ZM0 98H1V97H0ZM46 98H47V97H46ZM46 98H44L45 101H46ZM57 98H58V97H57ZM57 98H54V100L57 99ZM67 98H68V97H67ZM164 98H165V97H164ZM173 98H174V97H173ZM188 98H189V97H188ZM204 98H205V97H204ZM208 98H209V96H208ZM208 98H207V99H208ZM263 98H264V97H262L261 99L263 100ZM20 99H21V98H20ZM20 99H19V100H20ZM24 99H25V97H24ZM44 99H43V100H44ZM50 99H51V97H50ZM145 99H146V97H145ZM148 99H149V98H148ZM174 99H175V98H174ZM207 99H206V100H207ZM228 99H229V98H228ZM22 100H23V99H22ZM22 100H20V102H21ZM112 100H114V102H115V99H114V98H113ZM143 100H144V99H143ZM169 100H170V99H169ZM203 100H204V99H203ZM210 100H211V99H210ZM2 101H3V100H2ZM7 101H8V99H7ZM23 101H24V100H23ZM38 101H39V100H38ZM48 101H49V99L47 100V102H48ZM56 101H58V99H57ZM150 101H151V100H150ZM150 101H149V103H150ZM162 101H163V100H162ZM207 101H208V100H207ZM228 101H229V100L225 101L226 104H227ZM263 101H264V100H263ZM263 101H262V104L264 103ZM3 102H4V101H3ZM35 102H36V101H35ZM40 102H41V101L36 102V103H37V104L39 103V104L41 105V108H42V105L44 106V104H43L44 101H42V103H40ZM110 102H111V101H110ZM114 102H113V103H114ZM145 102H147V101H145ZM158 102H159V101H158ZM158 102H157V103H158ZM204 102H205V101H204ZM221 102H222V101H221ZM244 102H245V101H244ZM257 102H258V101H257ZM259 102H261V100H260ZM28 103H29V102H28ZM36 103H35V105H36ZM44 103H45V102H44ZM84 103H86V102H84ZM149 103H147V104H148L147 106H150ZM155 103H156V102H155ZM164 103H165V101H164ZM167 103H168V102H167V99H166V103H165V104H167ZM183 103H184V102H183ZM210 103H212V102L210 101ZM17 104H18V103H17ZM25 104H26V103L23 104V103L21 102V106H22V105L25 106ZM33 104H34V103H33ZM33 104H32V108H33V106H34ZM45 104H46V103H45ZM47 104H48V103H47ZM47 104H46V106H47ZM119 104H121V103H119ZM119 104H118V105H119ZM159 104H160V103H159ZM165 104H164V105H165ZM180 104H182V103H180ZM199 104H200V103H199ZM250 104H251V103H250ZM0 105H1V103H0ZM19 105H20V104H19ZM156 105H158V104H156ZM161 105H163V104H161ZM206 105H207V104H206ZM206 105H204V106H206ZM256 105H257V104H256ZM263 105H264V104H263ZM30 106H31V105H30ZM121 106H122V105H121ZM173 106H175V105H173ZM210 106H212V105H210ZM210 106H209V107H210ZM252 106H253V105H252ZM1 107H2V106H1ZM15 107H17V106H15ZM27 107H28V109L30 108L29 106H27ZM48 107H49V106H48ZM59 107H60V106H59ZM132 107H133V106H132ZM136 107H137V106H136ZM138 107H139V106H138ZM141 107H142V106H140V108H141ZM145 107H146V106H145ZM178 107H179V105H178ZM181 107H182V106H180V108H181ZM197 107H198V106H197ZM202 107H203V106H202ZM35 108H37V106H36ZM35 108H33V109H35ZM127 108H128V107H127ZM133 108H134V107H133ZM133 108H132V109H133ZM140 108H139V109H140ZM146 108H148V107H146ZM149 108H151V107H149ZM172 108H173V107H172ZM176 108H177V107H176ZM189 108H190V107H189ZM189 108H188V109H189ZM206 108H207V106L205 107V109H206ZM213 108H215V107H213ZM219 108H221V107H219ZM259 108H260V107H259ZM30 109H31V108H30ZM33 109H32V110H33ZM37 109H40V108L38 107ZM63 109H64V108H63ZM89 109H90V108H89ZM107 109H108V108H107ZM107 109H106V110H107ZM112 109H113V108H112ZM114 109H115V108H114ZM151 109H152V108H151ZM160 109H161V106H160ZM185 109H186V108H185ZM242 109H243V108H242ZM249 109H250V108H249ZM22 110H23V108H22ZM32 110H31V111H32ZM99 110H100V108H99ZM148 110H149V109H148ZM171 110H173V109H171ZM196 110H197V108H196ZM218 110H219V109H218ZM221 110H222V108H221ZM232 110H233V109H232ZM15 111H18V110H15ZM26 111H27V110H26ZM26 111H25V112H26ZM36 111H37V110H36ZM36 111H35V112H36ZM44 111H45V110H44ZM102 111H103V110H102ZM119 111H120V110H119ZM132 111H134V110H132ZM137 111H138V110H137ZM139 111H140V110H139ZM145 111L147 112V109H146V110L144 109V113H143L144 116H145ZM150 111H151V110H150ZM153 111H154V110H153ZM168 111H170V110H168ZM173 111H174V110H173ZM173 111H172V112H173ZM222 111H223V110H222ZM263 111H264V110H263ZM11 112H12V111H11ZM11 112H9V113H11ZM35 112H34V114H35L34 117H37V116H38V115L36 116V114H38V113L40 114V113H41L40 110H39L38 113H35ZM42 112H43V111H42ZM110 112H111V111H110ZM164 112H165V111H164ZM187 112H188V111H187ZM193 112H194V111H193ZM197 112H198V111H197ZM209 112H211V111L209 110ZM209 112H208V113H209ZM247 112H248V111H247ZM20 113H21V112H20ZM28 113H29V112H28ZM43 113H44V112H43ZM47 113H48V112H47ZM47 113H46V114H47ZM123 113H124V112H123ZM148 113H149V112H148ZM160 113H162L161 110H160ZM160 113H159V114H160ZM178 113H179V111H178ZM213 113H215V112H213ZM217 113H219V112H217ZM221 113H222V112H221ZM250 113H251V112H250ZM6 114H8V113L6 112ZM15 114H16V113H15ZM25 114H26V113H25ZM25 114H24V115H25ZM105 114H106V113H105ZM115 114H117V113H115ZM121 114H122V113H121ZM124 114H125V113H124ZM136 114H137V113H136ZM150 114H152V113H150ZM162 114H167V111H166V113H162ZM162 114H160V116H161ZM168 114H169V113H168ZM191 114H192V113H191ZM223 114H224V113H222V116H223ZM230 114H231V113H230ZM2 115H4V114H2ZM12 115H14V114H12ZM17 115H18V113H17ZM19 115H20V114H19ZM24 115H23V116H24ZM28 115H29L28 117L26 116V117H27L26 120L31 116V114H28ZM94 115H96V114L94 113ZM100 115H101V114H100ZM100 115H99V116H100ZM134 115H135V114H134ZM173 115H174V114H173ZM184 115L186 116V114H184ZM209 115H210V114H209ZM209 115H208V116H209ZM218 115H219V114H217V117H218ZM220 115H221V114H220ZM224 115H225V114H224ZM10 116H11V115H10ZM15 116H16V115H15ZM15 116H14V117H15ZM101 116L103 117V118L101 119V120L103 121L104 116H103V115H101ZM116 116H118V115H116ZM119 116H121V115H119ZM141 116H142V115H141ZM152 116H153V115H152ZM160 116H159L158 119H161ZM165 116H166V115H165ZM185 116H183V117H185ZM210 116H211V115H210ZM210 116H209V118H210ZM212 116H213V115H212ZM225 116H226V115H225ZM0 117H1V116H0ZM8 117H9V116H8ZM12 117H13V116H12ZM12 117H11V119H12ZM16 117H18V116H16ZM20 117H22V114L20 115ZM110 117H111V116H110ZM110 117H108V118H110ZM114 117H115V115H114ZM114 117H113V118H114ZM129 117H130V116H129ZM145 117H146V116H145ZM162 117H163V115H162ZM203 117H204V116H203ZM205 117H206V116H205ZM245 117H246V116H245ZM252 117H253V116H252ZM1 118H2V117H1ZM22 118H23V117H22ZM93 118H94V117H93ZM134 118H135V117H134ZM140 118H141V117H140ZM146 118H147V117H146ZM150 118H153V117H150ZM154 118H155V117H154ZM221 118H222V117H221ZM3 119H4V118H3ZM3 119H2V120H3ZM5 119H6V117H5ZM17 119H18V118H17ZM88 119H89V118H87V121H88ZM99 119H100V118H99ZM106 119H107V117H106ZM110 119L113 121L112 118H110ZM110 119H109V120H110ZM131 119H132V118H131ZM166 119H168V118H166ZM176 119H177V118H176ZM217 119H219V118H217ZM226 119H227V118H226ZM13 120H14V119H13ZM23 120H25V118H24ZM90 120H92L91 116H90ZM95 120H96V119H95ZM101 120H100V122H101ZM109 120H108V121H109ZM116 120H117V119H115V122H116ZM134 120H135V122H136V119H134ZM147 120H148V119H147ZM147 120H146V122H147ZM208 120H209V119H208ZM210 120H211V119H210ZM212 120H213V117H212ZM222 120H223V119H222ZM222 120H221V121H222ZM227 120H230V119H227ZM4 121H5V120H4ZM8 121H9V119H8ZM8 121H6V123H7ZM18 121H19V120H18ZM20 121H22V119H21ZM42 121H43V120H42ZM108 121H107V122H108ZM131 121H133V120H130V122H131ZM149 121H150V120H149ZM151 121H153V120H151ZM161 121H163V119H162ZM180 121H182V118H181ZM180 121H179V122H180ZM186 121H187V120H186ZM91 122H93V121H91ZM100 122H97V123H100ZM113 122H114V121H113ZM115 122H114V124H113V123H112V124L115 125ZM155 122H156V120H155ZM15 123H16V124H15V127H14V126H13V127H10V131H11V128H12V129H13V128H16V125L19 124V123H17L16 121H15ZM22 123H23V122H22ZM38 123H39V122H38ZM87 123H88V122H87ZM97 123H96V124H97ZM109 123H111V122H109ZM133 123H134V122H133ZM218 123H219V122H218ZM11 124H12V123H11ZM13 124H14V123H13ZM20 124H21V123H20ZM24 124H25V123H23V125H24ZM26 124H27V123H26ZM28 124H29V123H28ZM102 124H103V122H102ZM131 124H132V122H131ZM131 124H130V125H131ZM152 124H154V123H152ZM163 124H164V123H163ZM163 124H162V125H163ZM169 124H170V123H169ZM177 124H178V122H177ZM207 124H208V123H207ZM224 124H225V123H224ZM226 124H227V123H226ZM226 124H225V127H226ZM8 125H9V124H8ZM29 125H30V124H29ZM39 125H40V124H39ZM41 125H42V124H41ZM113 125H111V126H113ZM130 125H129L128 127H130V129H131L132 126H130ZM136 125H137V124H136ZM156 125H157V124L155 123V124H154V127H155V128L152 129V130L156 131V128L158 127V126L156 127ZM159 125H160V123H159ZM162 125H160V126H162ZM180 125H181V124H180ZM252 125H253V124H252ZM4 126H5V125H4ZM6 126H7V124H6ZM18 126H19V125H17V128H18ZM25 126H26V125H25ZM31 126H32V125H31ZM33 126H34V125H33ZM33 126H32V127H33ZM96 126H97V125H96ZM123 126H124V125H123ZM134 126H135V124H134ZM149 126H150V125H149ZM149 126H148V128L151 127V126H150V127H149ZM184 126H185V125H184ZM250 126H251V125H250ZM23 127H24V126H23ZM29 127H30V126H29ZM32 127H31V128H32ZM35 127H36V126H35ZM42 127H43V126H41V128H42ZM93 127H94V126H93ZM108 127H109V126H108ZM113 127H114V126H113ZM113 127H112V128H113ZM119 127H120V126H119ZM124 127H125V126H124ZM177 127H178V126H177ZM222 127H223V126H222ZM0 128H1V126H0ZM2 128H3V127H2ZM27 128H28V126H27ZM87 128H88V127H87ZM87 128H86V129H87ZM116 128H117V126H116ZM122 128H123V127H122ZM145 128H146V126H145ZM172 128H173V127H172ZM227 128H229V127H227ZM99 129L101 130V128H99ZM124 129H125V128H124ZM133 129H134V127H133ZM140 129L143 130L142 128H140ZM176 129L178 130L179 127L176 128ZM242 129H243V128H242ZM246 129H247V128H246ZM23 130H24V129H23ZM100 130H99V131H100ZM105 130H106V128H105ZM110 130L112 131L111 128H110ZM117 130H121V129H117ZM127 130H128V129H127ZM135 130H139V129H137V127H136ZM179 130H180V129H179ZM198 130H199V129H198ZM224 130H225V129H224ZM6 131H7V130H6ZM81 131H82V130H81ZM88 131H89V130H88ZM97 131H98V130H97ZM128 131H129V130H128ZM168 131H169V130H168ZM199 131H200V130H199ZM228 131H229V130H228ZM23 132H25V130H24ZM101 132H102V130H101ZM101 132L99 133L100 136L102 135V133H103V135H104V133H105L106 131H105V132H102V133H101ZM114 132H115V130H114ZM124 132H125V131H124ZM124 132H123V135H124ZM131 132H133V131H131ZM151 132H152V131H150L149 129H145V130L143 131V133H142L141 135H139V136L141 137V139H138L139 137H138L137 139H138V140H141V141L144 140L143 142L145 143V146H146V145L149 146V143H151V139H152V136H153ZM158 132H159V131H158ZM158 132H157V134H158ZM160 132L163 133V131H160ZM188 132H189V131H188ZM243 132H244V131H243ZM245 132H246V131H245ZM245 132H244V133H245ZM8 133H9V132H8ZM11 133H12V131H11ZM13 133H15V132L13 131ZM31 133L33 134L32 131H31ZM79 133H80V132H79ZM111 133H112V132H111ZM165 133H166V132H165ZM194 133H195V132H194ZM203 133H204V132H203ZM210 133H211V132H210ZM210 133H209V134H210ZM23 134H25V133H23ZM23 134H21V135H23ZM107 134L109 135V132H108ZM117 134H118V132H117ZM117 134H116V135H117ZM129 134H130V133H129ZM138 134H139V133H138ZM172 134H173V133H172ZM172 134H171V135H172ZM188 134H191V133L189 132ZM209 134L207 133V135H205L204 138H202L201 143L199 144V147H197V148H198V149H197V155L194 156V158H192V160L189 162V164H187L188 162H187V163L185 162V163L187 164V166H186L185 168H183V167L181 166L183 169H181V171H179L180 169L178 170L179 174H177L178 176H176L177 179H176V178H175L174 180L172 179L173 181H170V182H168V184H165V186H167V187H169V186H170L171 184H173V183H174V184H178V185H179V184L182 185V184H184V183L187 184L186 182H189L190 179H191L190 176H192V174L189 176V173H188V170H187V169L190 168L191 171H195L196 174L198 175V172L201 174L200 171L204 170L203 168L207 166V168H205V169H207V171L205 170L206 172H205L203 175H201V176H204V175H205L206 177H203V179H204V178H205V179H204V180H202V179H198V180H196V179H197V177H196V178H195L196 181H199V180H202V181L198 183L197 187L194 186L195 188H189V187H188L189 189H188V190H185L186 192H183V193L180 191L181 193L179 194V197H181V198H187V197L191 196L190 193L192 194V193L196 192V191H197L198 189H200L203 185H205V184L209 181V178H210L211 176H213L216 172H218L219 169H220V167H221L220 153H216L215 148H214V146H213V143H214V137H211L212 134H210L211 136H210ZM8 135H9V134H8ZM14 135H15V134H14ZM16 135H17V134H16ZM96 135H97V134H96ZM96 135H95V136H96ZM108 135H107V136H108ZM110 135H114V134L112 133V134H110ZM110 135H109V137H110ZM163 135H164V134H163ZM180 135H181L182 137L180 138V136H179V139H178V141H177V144H178V145L183 144V143L185 142V140H187V138H184V137H183L182 133H181ZM184 135L187 136V134H185V133H184ZM193 135H194V134H193ZM196 135H198V133H197ZM213 135H214V134H213ZM220 135H221V133H219L217 137L219 138ZM12 136H13V135H12ZM37 136H38V135H37ZM95 136H94V137H95ZM117 136H118V135H117ZM134 136H136V135H134ZM137 136H138V135H137ZM156 136H157V135H156ZM158 136H159V135H158ZM160 136H161V135H160ZM207 136H208V137L210 136L211 138L208 139ZM237 136H238V135H235L234 137L237 138ZM241 136H242V135H241ZM102 137H103V136H102ZM105 137H106V136H104V138H105ZM118 137H120V136H118ZM125 137H126V136H125ZM164 137H166V134H165ZM168 137H169V135H168ZM170 137H171V136H170ZM170 137H169V138H170ZM172 137H175V138H176V135H175V136L172 135ZM177 137H178V136H177ZM187 137H188V136H187ZM202 137H203V135H202ZM24 138H25V137H24ZM92 138H93V137H92ZM106 138H107V137H106ZM121 138H122V135H121ZM129 138H130V136H129ZM129 138H128V139H129ZM156 138H157V137H156ZM158 138H159V137H158ZM166 138H167V137H166ZM195 138H196V137H195ZM218 138H217V139H218ZM232 138H233V137H232ZM9 139H10V138H9ZM94 139H95V138H94ZM97 139H98V141H99V138H96V140H97ZM112 139H113V138H112ZM118 139H120V138H118ZM130 139H131V138H130ZM137 139H136V140H137ZM173 139H174V138H173ZM196 139H197V138H196ZM196 139H193V140L195 141ZM6 140H7V139H6ZM23 140H24V139H23ZM71 140H72V139H69V142H70ZM73 140H74V139H73ZM101 140H102V139H101ZM101 140H100V141H101ZM106 140H109V139H105L104 141H106ZM134 140H135V138H134ZM138 140H137V141H138ZM154 140L156 141L157 139H155V137H154ZM166 140H167V139H166ZM189 140H190V139H189ZM233 140H234V139H233ZM263 140H264V139H263ZM12 141H13V140H12ZM94 141H95V140H94ZM98 141H97V142H98ZM131 141H133V140H131ZM155 141H154V142H155ZM159 141H161V140H158L157 142L159 143ZM167 141H168V140H167ZM234 141H235V140H234ZM255 141H256V140H255ZM8 142H10V141H8ZM8 142H7V143H8ZM14 142H15V141H14ZM110 142H111V141H110ZM134 142H135V141H134ZM134 142H133V143H134ZM157 142H156V143H157ZM168 142H169V141H168ZM168 142H167V143H168ZM190 142H192V141H190ZM10 143H11V142H10ZM16 143H17V142H16ZM49 143H50V145H49L50 148L48 147V150L51 151L52 153H54L55 151L57 152V151H62V150H63V148L61 149V147H63V146H62L63 144L61 145L60 142H59V143H56V142H54V140H53L52 138H50ZM67 143H68V142H67ZM94 143H95V146H96L97 143H96V142H94ZM100 143H103V142H100ZM104 143H105V142H104ZM117 143H118V142H117ZM120 143H122V142H120ZM152 143H153V142H152ZM152 143H151V145H152ZM0 144H1V143H0ZM3 144H4V143H3ZM8 144H9V143H8ZM8 144H7V145H8ZM30 144H31V143H30ZM90 144H91V141H90L89 145H90ZM131 144H132V142H131ZM135 144H136V143H135ZM135 144H133V145H135ZM154 144H155V143H154ZM163 144H164V143H163ZM260 144H261V143H260ZM91 145H92V144H91ZM91 145H90V146H91ZM97 145H98V144H97ZM117 145H118V144H117ZM122 145H123V144H122ZM133 145H132V146H133ZM137 145H138V143H137ZM156 145H159V144H156ZM166 145H167V144H166ZM178 145H177V146H178ZM189 145H190V144H189ZM246 145H247V144H246ZM261 145H262V144H261ZM1 146H2V145H1ZM4 146H5V144H4ZM29 146H30V145H29ZM92 146H93V145H92ZM92 146H91V147H92ZM125 146H126V145H125ZM125 146H124V147H125ZM170 146H171V144H170ZM175 146H176V145H175ZM247 146H248V145H247ZM2 147H3V146H2ZM15 147H16V146H15ZM15 147H12V148L15 149ZM70 147L73 148L72 143H71V146H70ZM91 147H90V149H91ZM99 147H100V146H99ZM109 147H110V146H109ZM118 147H119V146H118ZM118 147H117V148H118ZM120 147H122V146H120ZM120 147H119V149H120ZM137 147H138V146H136L135 148H137ZM149 147H151V146H149ZM161 147H162V146H161ZM180 147H181V145H180ZM252 147H253V146H252ZM258 147H259V146H258ZM4 148H5V147H4ZM16 148H17V147H16ZM85 148H86V147H85ZM92 148L95 149V147H92ZM122 148H123V147H122ZM126 148H127V147H126ZM129 148H130V147H129ZM138 148H140V146H139ZM157 148H158V147H157ZM157 148H155V149H157ZM178 148H179V146H178ZM262 148H263V147H262ZM1 149H2V148H1ZM5 149H6L5 151H7V148H5ZM45 149H46V148H45ZM110 149H112V147H111ZM114 149H115V148H114ZM144 149H145V148H144ZM180 149H181V148H180ZM189 149H191V148L189 147ZM3 150H4V149H3ZM8 150H10V149L8 148ZM16 150H17V149H16ZM69 150H70V149H69ZM98 150H100V149L98 148ZM102 150H103V149H102ZM107 150H108V149H107ZM112 150H113V149H112ZM115 150H116V149H115ZM120 150H123V149H120ZM126 150H127V149H126ZM128 150H129V149H128ZM148 150H149V149H148ZM162 150H163V149H162ZM164 150H165V149H164ZM167 150H168V149H167ZM176 150H177V149H176ZM255 150H256V149H255ZM263 150H264V149H263ZM10 151H11V152H9L10 154H11V153L15 154L14 152H12L13 150H10ZM17 151H18V150H17ZM124 151H125V150H124ZM130 151H131V149H130ZM130 151H129V152H130ZM133 151H134V150H133ZM152 151H153V153L155 152V150H152ZM159 151L161 152V150H159ZM191 151H192V150H191ZM248 151H249V150H248ZM257 151H258V150H257ZM260 151H261V149H260ZM15 152H16V151H15ZM39 152H40V151H39ZM96 152H97V151H96ZM99 152L101 153V151H99ZM115 152H116V151H115ZM119 152H121V151H119ZM119 152H118V153H119ZM136 152H137V151H136ZM149 152H150V151H149ZM164 152H165V151H164ZM171 152H173V151H171ZM171 152H170V155H171ZM175 152H177V151H175ZM181 152H183V151H181ZM186 152H187V151H186ZM188 152H189V150H188ZM195 152H196V150H195ZM258 152H259V151H258ZM86 153H87V152H86ZM94 153H95V151H94ZM94 153H93V154H94ZM100 153L98 154V156H99V155H100V156L103 155V154H100ZM121 153H123V151H122ZM126 153H127V152H126ZM138 153H139V152H138ZM141 153H142V152H141ZM150 153H151V152H150ZM153 153H152V154H153ZM156 153H158L157 150H156ZM255 153H256V152H255ZM3 154L5 155V154H7V153L3 151ZM38 154H39V153H38ZM41 154H42V152H41ZM70 154H71V153H70ZM96 154H97V153H96ZM115 154H117V153H115ZM115 154H113V155H115ZM128 154H129V153H127L126 155H128ZM144 154H145V153H144ZM144 154H143V156H144V158H145V155H144ZM158 154H159V153H158ZM160 154H161V153H160ZM160 154H159V155H160ZM164 154H165V153H164ZM179 154H180V151H179ZM179 154H178V155H179ZM183 154H184V153H183ZM260 154H261V153H260ZM263 154H264V153H263ZM15 155H16V154H15ZM15 155H14V156H15ZM111 155H112V154H111ZM123 155H124V154H123ZM129 155H130V154H129ZM129 155H128L127 157H129ZM132 155H133V153H132ZM132 155H131V156H132ZM173 155L175 156L176 154L173 153ZM188 155H189V154H188ZM193 155H194V154H193ZM212 155H213V156H212ZM7 156H8V154H7ZM9 156L12 157V155H9ZM14 156H13V157H14ZM36 156H37V155H36ZM36 156H35V157H36ZM69 156H70V155H69ZM69 156H68V157H69ZM87 156H88V155H87ZM89 156H90V155H89ZM96 156H97V155H96ZM98 156H97V157H98ZM100 156H99V159H102L103 156H102L101 158H100ZM120 156H121V155H120ZM124 156H125V155H124ZM133 156H134V155H133ZM138 156H139V158H141V155H138ZM154 156H155V155H154ZM156 156H158V155H156ZM156 156H155V157H156ZM162 156H163V155H162ZM179 156H180V155H179ZM179 156H178V159H179ZM181 156H182V155H181ZM210 156H212V157H210ZM253 156H254V155H253ZM257 156H258V154H257ZM262 156H263V155H262ZM16 157H17V156H16ZM35 157H34V158H35ZM108 157H109V155H108ZM117 157H118V156H117ZM134 157H135V156H134ZM151 157H152V155H151ZM155 157H154V158L152 157V158H153V159H156L157 157H156V158H155ZM184 157H185V156H184ZM255 157H256V156H255ZM258 157H259V156H258ZM0 158H1V157H0ZM34 158H33V159H34ZM70 158H71V157H70ZM72 158H73V157H72ZM110 158H111V157H110ZM118 158H119V157H118ZM120 158H121V157H120ZM120 158H119V159H120ZM123 158H124V157H123ZM129 158H130V157H129ZM167 158H168V157H167ZM176 158H177V157H176ZM182 158H183V156H182ZM210 158H211V159H210ZM251 158H252V157H250V159H251ZM3 159H6V158H3ZM9 159H10V158H9ZM82 159H83V157H82ZM111 159H112V158H111ZM111 159H110V160H111ZM142 159H143V158H142ZM142 159H141V161H142ZM149 159H150V158H149ZM149 159H148V160H149ZM158 159H160V158H158ZM178 159H176V160H178ZM248 159H249V158H248ZM248 159H247V160H248ZM250 159H249V160H250ZM263 159H264V158H263ZM84 160H85V158H84ZM86 160H87V158H86ZM114 160H115V159H114ZM114 160H112V161H114ZM127 160H128V158H127ZM127 160H126V161H127ZM169 160L172 161L171 159H169ZM173 160H174V158H173ZM249 160H248V161H249ZM253 160H254V159H253ZM0 161H1V160H0ZM9 161H10V160H9ZM55 161H57L56 164H57V167H58V168H64V167H65V166L63 165V163H64L63 160H58L57 157H56V160H55ZM74 161H75V160H74ZM88 161H89V158H88ZM88 161H87V162H88ZM93 161H94V160H93ZM96 161H97V160H96ZM102 161H103V160H102ZM107 161H108V160H107ZM116 161H118V160L116 159ZM119 161H120V160H119ZM131 161H133V159H132ZM131 161H130V162H131ZM137 161H138V160H137ZM154 161H155V160H154ZM163 161H164V160H163ZM163 161H162V162H163ZM170 161H169V163H170ZM183 161H184V159H183ZM2 162H4V160H3ZM5 162H6L5 164H8V165H9V163H7V162H8V159H7V161H5ZM79 162H80V160H79ZM98 162H99V160H98ZM100 162H101V161H100ZM139 162H140V161H139ZM157 162H158V161H157ZM160 162H161V161H160ZM162 162H161V163H162ZM94 163H96V162H94ZM94 163H93V164H94ZM107 163H108V162H106V164H107ZM110 163H111V162H110ZM116 163H117V162H115V164H116ZM131 163H132V162H131ZM133 163H134V162H133ZM136 163H137V162H136ZM155 163H156V162H155ZM161 163H156V165H157V164L159 165V164H161ZM252 163H253V162H252ZM262 163H263V161H262ZM5 164H4L3 166H5ZM41 164H42V163H41ZM41 164H40V167H39V171H40V172H42V170H44V169H43V168H44V165H41ZM98 164H99V163H98ZM111 164H112V163H111ZM115 164H114V162H113V165H115ZM149 164H150V163H149ZM248 164H249V163H248ZM248 164H247V165H248ZM254 164H255V161H254ZM88 165H90V164H88ZM108 165H109V164H108ZM108 165H107V167L111 166V165H109V166H108ZM113 165H112V166H113ZM124 165H125V163H124ZM131 165H132V164H131ZM131 165L129 164L128 166H131ZM138 165H139V164H138ZM138 165H135V166H134V168L137 167V170H135L136 172H137V171L139 172V171L141 170V169H140L141 167L138 168L140 165H139V166H138ZM145 165H146V164H145ZM145 165H143V168H144ZM153 165H154V164H153ZM156 165H154V166H156ZM245 165H246V164H245ZM245 165H244V166H245ZM247 165H246V166H247ZM68 166H69V165H68ZM95 166H96V168H97V164H96ZM103 166L106 168V165H103ZM117 166H118V165H117ZM120 166H121V165H120ZM126 166H127V164H126ZM128 166H127L126 169H128ZM147 166H148V164H147ZM160 166H161V165H160ZM172 166H173V165H172ZM246 166H245V167H246ZM0 167L3 168V167L1 166V162H0ZM5 167H6V166H5ZM122 167H123V166H122ZM151 167H152V165H151ZM170 167H171V166H170ZM247 167H248V166H247ZM250 167H251V166H250ZM262 167H263V165H262ZM6 168H7V167H6ZM65 168H66V167H65ZM94 168H95V167H94ZM94 168H93V169H94ZM98 168H99V167H98ZM105 168H104V169H105ZM110 168H111V167H110ZM112 168H114V166H113ZM112 168H111V169H112ZM131 168H132V167H131ZM143 168H142V169H143ZM154 168H155V167H154ZM251 168H252V167H251ZM259 168H260V164L256 163L255 165H253V169H254L255 172H257ZM84 169H85V168H84ZM87 169H88V168H87ZM87 169H86V170H87ZM91 169H92V168H91ZM104 169H103V170H104ZM111 169H110V170H111ZM116 169H117V168H116ZM118 169H120V167H118ZM135 169H136V168H135ZM138 169H140V170H138ZM148 169H149V168H148ZM148 169H146V170H148ZM150 169H151V168H150ZM157 169H158V167H157ZM174 169H175V168H174ZM243 169H244V168H243ZM245 169H246V168H245ZM253 169H251V172H252ZM0 170H1V169H0ZM3 170H4V169H3ZM3 170H2V171H3ZM110 170H109V171H110ZM123 170H125V169H123ZM129 170H130V169H129ZM132 170H133V168H132ZM143 170H145V169H143ZM143 170H141V171H143ZM146 170H145V171H146ZM176 170H177V169H176ZM176 170H175V171H176ZM75 171H76V170H75ZM100 171H101V172H100ZM105 171H106V170H105ZM107 171H108V168H107ZM109 171H108V172H109ZM115 171H116V173H117V170H115ZM120 171H121V169H120ZM151 171H152V170H151ZM151 171H150V172H151ZM157 171H158V170H157ZM242 171H243V170H242ZM254 171H253V172H254ZM63 172H65V170H64ZM71 172H72V171H71ZM85 172L87 173V171H85ZM88 172H89V171H88ZM99 172H100L99 174L101 175V174H102V170L99 169ZM111 172H112V170H111ZM122 172H123V171H122ZM130 172H131V170H130ZM136 172H134V173H136ZM189 172H190V171H189ZM3 173H4V171H3ZM67 173H68V172H67ZM126 173H129V172H127V170H126V171H125V174H126ZM145 173H146V172H145ZM145 173H143V174H145ZM176 173H177V172H176ZM248 173H249V172H248ZM248 173H247V174H248ZM59 174H60V173H59ZM65 174H66V173H64V175H65ZM93 174H94V173H93ZM105 174H107V173L105 172ZM137 174H139V173H137ZM251 174H253V173H251ZM64 175H63L62 177H64ZM100 175H99V176H100ZM111 175H112V174H111ZM126 175H128V174H126ZM126 175H125V176H126ZM156 175H157V174H156ZM175 175H176V174H175ZM193 175L195 176V174H193ZM241 175H242V174H241ZM244 175H245V177H244ZM244 175H243L242 177H244V178L247 179V175H246V174H244ZM58 176H59V175H58ZM65 176H66V175H65ZM80 176H81V175H80ZM83 176H84V175H83ZM85 176H86V175H85ZM97 176H98V175H97ZM97 176H96V177H97ZM104 176H105V175H104ZM106 176H107V175H106ZM115 176H116V175H115ZM117 176H118V174H117ZM130 176H131V175H130ZM150 176H151V175H150ZM158 176H159V174H158L156 177H158ZM67 177H68V176H67ZM147 177H148V176H147ZM154 177H155V176H154ZM248 177H250V176H248ZM75 178H76V177H75ZM79 178H81V177H79ZM83 178L86 179V180H88V179H87L88 177H87V178L83 177ZM104 178H105V177H104ZM104 178H103V179H104ZM107 178H109V176H108ZM114 178H115V177H114ZM133 178H134V177H133ZM141 178L143 179L144 177H141ZM173 178H174V176H173ZM263 178H264V176H263ZM84 179H83V180H84ZM97 179H98V177H97ZM101 179H102V177H101ZM120 179H123V178L121 177ZM127 179H128V178H127ZM134 179H135V178H134ZM145 179H146V178H145ZM240 179H241V178H240ZM246 179H243V180L241 179V180H240V181H241V184H240L239 186H236V187L234 188V190L232 191L231 195L234 194V193L237 191L236 189H242V187H244V185H246V184H245V183H246ZM256 179H257V178H256ZM106 180H107V179H106ZM112 180H115V179H112ZM118 180H119V179H118ZM157 180H158V179H157ZM157 180H155V178H154V181H157ZM258 180H259V178H258ZM80 181L82 182V180H80ZM84 181H85V180H84ZM123 181H124V180H123ZM243 181H244V182H243ZM253 181H254V180H253ZM77 182H79V181H77ZM97 182H98V181H97ZM100 182H101V180H100ZM121 182H122V180H121ZM121 182H120V183H121ZM136 182H138V181H136ZM140 182H141V181H140ZM140 182H139V183H140ZM152 182H153V179H152ZM157 182H158V181H157ZM261 182H262V181H261ZM25 183H26V180H25V182H24V185H25ZM85 183H86V182H85ZM101 183H102V182H101ZM101 183H100V184H101ZM108 183H109V182H108ZM111 183H112V182H110L109 184H111ZM116 183H117V182H116ZM120 183L117 184V186L120 185ZM130 183H131V182H130ZM134 183H135V182H134ZM141 183H142V182H141ZM255 183H256V182H255ZM79 184H82V185H83L84 183H79ZM97 184L99 185V183H97ZM97 184H95V185L97 186ZM148 184H149V183H148ZM148 184H140V185H138V186L135 188V190H136L135 192H138V193H140V194H144V195H145V199H142V200L140 199V203H141V201H143V202L146 203V201H148V199H149V201H150V200H154V199L160 197V195H161V193H162V192H159L158 189H155V190L153 189V187H154L155 185L152 187V189H153V191H152V189H151V186H152V185H148ZM153 184H154V183H153ZM249 184H250V182H249ZM70 185H71V184H70ZM86 185H87V184H86ZM103 185H104V184H103ZM103 185H102V187L105 188V186H103ZM121 185H122V184H121ZM130 185H131V184H130ZM130 185H129L128 188H130ZM134 185H137V184H134ZM261 185H262V183H261ZM71 186H72V185H71ZM75 186H76V183H75ZM75 186H74V187H75ZM77 186H78V185H77ZM125 186H126V185H125ZM183 186H186V185H183ZM187 186H188V185H187ZM190 186L192 187V185H190ZM253 186H254V185H253ZM259 186H260V185H259ZM82 187H83V186H82ZM119 187H120V186H119ZM126 187H127V186H126ZM131 187H133V186H131ZM156 187H157V186H156ZM159 187H160V186H158V188H159ZM260 187H261V186H260ZM75 188H76V187H75ZM75 188H74V190H75ZM77 188H78V187H77ZM85 188H87V187H85ZM114 188H115V187H114ZM128 188H127V189H128ZM101 189H102V188H101ZM101 189H100V190H101ZM106 189H107V188H106ZM111 189H112V188H111ZM111 189H110V191H112ZM125 189H126V188H125ZM125 189H124V190H125ZM181 189H182V188H181ZM184 189H185V188H184ZM186 189H187V188H186ZM74 190H73V191H74ZM78 190H80V189H78ZM81 190H82V189H81ZM102 190H103V189H102ZM102 190H101V191H102ZM71 191H72V188H71ZM82 191H83V190H82ZM84 191H85V190H84ZM86 191H87V194H88V190H86ZM104 191H105V190H104ZM162 191H163V190H162ZM178 191H179V190H178ZM76 192H77V191H76ZM124 192H125V191H124ZM127 192H128V191H127ZM130 192H131V189H130ZM135 192L133 191V193H135ZM82 193H83V192H82ZM82 193H81V195H82ZM177 193H178V192H177ZM75 194H76V193H75ZM78 194H79V193H78ZM85 194H86V193H85ZM87 194H86V196H87ZM106 194H107V193H105V196H106ZM108 194H109V193H108ZM112 194H113V193H112ZM122 194H124V193H122ZM130 194H131V193H130ZM101 195H102V193H101ZM127 195H128V194H127ZM133 195H134V194H133ZM174 195H175V194H174ZM77 196H78V195H77ZM82 196H83V195H82ZM110 196H111V195H110ZM122 196L124 197L125 195H122ZM122 196H120V197H121V198H119L120 200H121V199L123 200V197H122ZM129 196H130V195H129ZM129 196H128V197H129ZM131 196H132V195H131ZM131 196H130V197H131ZM138 196H139V195H138ZM172 196H173V195H172ZM78 197H79V196H78ZM84 197H85V196H83V198H84ZM102 197H103V196H102ZM132 197L135 199L136 196H135V197L132 196ZM81 198H82V197H81ZM83 198H82V199H83ZM107 198H108V197H107ZM124 198H125V197H124ZM133 198H130V199H133ZM137 198H138V197H137ZM77 199H78V198H77ZM77 199H76V200H77ZM100 199H101V198H100ZM104 199H105V198H104ZM109 199L111 200V197H110ZM115 199H116V198H115ZM125 199H126V198H125ZM127 199H128V198H127ZM239 199H240V198H239ZM242 199H243V198H242ZM79 200H80V199H79ZM83 200H84V199H83ZM113 200H114V199H113ZM113 200H112V201H113ZM120 200H119V202H121ZM157 200H159V199H157ZM157 200H156V201H157ZM170 200H172V199H170V197H168V198H167V201H166L165 203H167V202L170 201ZM73 201H74V200H73ZM102 201H103V200H102ZM104 201L106 202V200H104ZM112 201H111V202H112ZM114 201L117 202L118 200H114ZM123 201H124V200H123ZM125 201H126V200H125ZM127 201H129V200H127ZM131 201H133V200H131ZM135 201H136V200H135ZM105 202H104V203H105ZM119 202H118V203H119ZM129 202H130V201H129ZM247 202H248V201H247ZM74 203H75V202H74ZM104 203H103V204H104ZM107 203H108V202H106V206H107ZM112 203H113V202H112ZM122 203H123V202H122ZM122 203H120V204H118V205H121ZM125 203H126V202H125ZM133 203H135V202H133ZM137 203H138V202H137ZM140 203H138V205H139ZM145 203H144V204H145ZM69 204H70V203H69ZM99 204L101 205V203H99ZM114 204H115V202H114ZM116 204H117V203H116ZM116 204L113 205V207H114V206L118 207ZM87 205H88V204H87ZM90 205H91V204H90ZM126 205H127V204H126ZM129 205H130V204H129ZM135 205H136V203H135ZM142 205H143V204H142ZM190 205H191V203H190ZM190 205L188 204V206H190ZM98 206H99V205H98ZM103 206H104V205H103ZM109 206H110V205H109ZM109 206H107V207L109 208ZM131 206L134 208L133 205H131ZM237 206H238V205H237ZM89 207H90V206H89ZM113 207H112V208H113ZM119 207H120V206H119ZM135 207H136V206H135ZM177 207H178V206H177ZM241 207H242V206H241ZM2 208H3V207H2ZM86 208H87V206H86ZM108 208H107V209H108ZM110 208H111V206H110ZM112 208H111V209H112ZM123 208H124V206H123ZM125 208H128V207H125ZM190 208H192V207L190 206ZM239 208H240V207H239ZM242 208H243V207H242ZM104 209H105V208H104ZM114 209H115V207H114ZM120 209H121V207H120ZM131 209H132V208H131ZM131 209H130V210H131ZM194 209H195V208H194ZM2 210H3V209H2ZM86 210H87V209H86ZM108 210H109V209H108ZM108 210H107V211H108ZM117 210H118V209H117ZM123 210H124V209H123ZM125 210H126V209H125ZM130 210H127V211L130 212ZM237 210H238V209H237ZM93 211H95V210H93ZM102 211H103V210H102ZM102 211H101V212H102ZM109 211H110V210H109ZM111 211H112V210H111ZM242 211H243V210H242ZM101 212H100V213H101ZM114 212H115V211H114ZM116 212H117V211H116ZM116 212H115V213H116ZM118 212H120V210H118ZM118 212H117V213H118ZM124 212H126V211H124ZM180 212H182V211L180 210ZM20 213H21V211L19 212V214H20ZM115 213H114V214H115ZM130 213H131V214H129V215H132V212H130ZM243 213H244V212H243ZM105 214H106V213H105ZM105 214H104V211H103V214H101V215H104V217H107L108 215L106 214L107 216H105ZM112 214H113V213H112ZM114 214H113V215H114ZM119 214H120V213H119ZM182 214H183V213H182ZM68 215H69V213H68ZM115 215H116V214H115ZM129 215H121V216H119V217H116V218L113 217V218H111V219H113L112 221H114V222H120V221L123 222L124 219L128 218ZM232 215H233V214H232ZM87 216H89V214H88ZM91 216H92V215H91ZM91 216H89V217H91ZM117 216H118V215H117ZM183 216H184V215H183ZM97 217H98V216H97ZM97 217H96V219H97ZM101 217H103V216H101ZM101 217H100L99 219H101ZM104 217H103V218H104ZM108 217H109V216H108ZM110 217H111V216H110ZM110 217H109V218H110ZM234 217H235V216H234ZM240 217H241V216H240ZM84 218H85V216H84ZM69 219H70V218H69ZM107 219H108V218H107ZM111 219H108V220H109L108 223H110V220H111ZM233 219H235V218H233ZM72 220H73V219H72ZM72 220H71V221H72ZM75 220H76V219H75ZM83 220H84V219H83ZM235 220H236V219H235ZM69 221H70V220H69ZM71 221H70V223H71ZM85 221H86V220H85ZM103 221H105V220H103ZM236 221H237V220H236ZM90 222H91V221H90ZM90 222H89V223H90ZM95 222H96V220H95ZM101 222H102V221H100V224H101ZM237 222H238V221H237ZM89 223H88V224H89ZM96 223H97V222H96ZM96 223H95V225H96ZM73 224H74V223H73ZM88 224H86V225H88ZM100 224H99V225H100ZM104 224H106V223L104 222ZM113 224H114V223H113ZM65 225H66V224H65ZM101 225H102V224H101ZM120 225H121V223H120ZM233 225H234V224H233ZM66 226L68 227V225H66ZM72 226H73V225H72ZM81 226H82V225H81ZM107 226L109 227L110 225H107ZM107 226H106V231H107ZM85 227H87V226H85ZM90 227H92V229H96L97 226L93 228V226L91 225ZM103 227H104V225H103ZM113 227H115V226H113ZM120 227H121V226H120ZM174 227H175V226H174ZM174 227H172V228H174ZM70 228H71V226L69 227V229H70ZM73 228H74V227H73ZM81 228H82V227H81ZM100 228H101V227H100ZM104 228H105V227H104ZM109 228L111 229V226H110ZM117 228H119V225H118ZM122 228H123V227H122ZM172 228H171V227H170V228H169V227L166 228V229L164 230V232H163V234H162L160 240H156V242L145 241L144 245H147V247L149 246V248H151V247H155L157 244L160 245V242H162V241H166V242H167V241L169 240V238H172V237H170V235H172V232H173V231H172ZM65 229H66V227H65ZM84 229H85V228H84ZM86 229H88V228H86ZM86 229H85V230H86ZM101 229L104 231L103 228H101ZM115 229H116V228H115ZM70 230H71V229H70ZM108 230H109V229H108ZM116 230H117V229H116ZM126 230H127V237L129 236V237L133 238V236L135 235L137 229H136V228H134V229L127 228ZM67 231H68V230H67ZM86 231H87V230H86ZM103 231H101V232H103ZM106 231H104V232H106ZM113 231H114V230H113ZM113 231L110 230V234H111ZM84 232H85V231H84ZM87 232H88V231H87ZM89 232H91V231L89 230ZM101 232L99 231L98 233H101ZM104 232H103V233H104ZM114 233H115V231H114ZM123 233H125V232H123ZM88 234H89V233H88ZM91 234H92V233H91ZM96 234H97V233H96ZM104 234H105V233H104ZM106 234H107V233H106ZM93 235L96 236L95 234H93ZM100 236H101V234H100ZM112 236H113V235H112ZM8 237H9V236H8ZM87 237H90V238H91L92 236H91V235H89V236L87 235ZM90 238H89V239H90ZM94 238H95V237H94ZM94 238L92 237L91 240L94 239ZM5 239H6V237H5ZM5 239H3V240H5ZM89 239H88V240H89ZM96 239H97V238H96ZM108 239H109V238H108ZM108 239H107V240H108ZM112 240H113V239H112ZM5 241H6V240H5ZM5 241H4V242H5ZM169 241H170V240H169ZM83 243H84V242H83ZM87 243H90V242L87 241ZM87 243H86V244H87ZM113 243L116 244V242H113ZM168 243H169V242H168ZM76 244H78V243H76ZM79 244H80V243H79ZM84 244H85V243H84ZM84 244L77 245V246L74 247L72 250H79V249L81 250V249H82L81 246L84 247ZM115 244H113V245H115ZM116 245H117V244H116ZM8 246H9V245H8ZM43 246H45V245H42V247H43ZM49 246H50V245H49ZM88 246H89V244H88ZM63 247H64V246H63ZM86 247H87V246H86ZM113 247H115V246H113ZM8 248H9V247H8ZM44 248H45V247H44ZM46 248H47V247H46ZM118 248H119V250L123 251L122 248H120V247H118ZM42 249H43V248H42ZM51 249H52V248H51ZM2 250H3V249H2ZM4 250H6V249H4ZM44 250H45V249H44ZM44 250H43V251H44ZM48 250H50V249H48ZM263 250H264V249H263ZM5 252H6V251H5ZM66 254H67V253H66ZM64 257H65V256H64ZM6 258H7V257H6ZM7 259H8V258H7ZM7 259H6V260H7ZM60 262H61V260H60V261H57V263H55V264H61ZM8 263H10V262L8 261Z\"/></svg>",
    "mask_w": 264,
    "mask_h": 264
}]
</instances>
